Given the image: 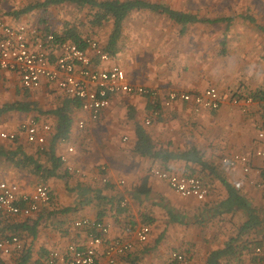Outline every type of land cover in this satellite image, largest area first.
Returning a JSON list of instances; mask_svg holds the SVG:
<instances>
[{
	"label": "crops",
	"instance_id": "obj_1",
	"mask_svg": "<svg viewBox=\"0 0 264 264\" xmlns=\"http://www.w3.org/2000/svg\"><path fill=\"white\" fill-rule=\"evenodd\" d=\"M18 1L28 2L0 0L1 21L14 27L25 24L30 30H39L41 36L48 33L64 35L65 29H57L49 19L53 9L63 5L22 14L20 12L24 8L45 0L30 1L28 6L21 8L14 3ZM144 1L190 13L202 20L223 18L202 17L198 12L179 9L161 1ZM257 1L262 3L264 13V0ZM257 12L252 7V10L246 9L238 15L225 17L232 18L230 24L197 22L183 25L171 20L166 14L150 11L133 12L124 20L115 53H109L111 60L99 63L94 57L96 68L118 66L125 71L131 84L158 89L160 98L116 95L99 121H88L84 130H79L75 123L67 145L57 143L58 156L67 157L72 166L82 169L87 176H72L68 186L61 180H50L56 206L64 212L50 219L47 215H39L37 235L33 240V263H40L44 261L46 253L65 250L71 244L85 246L87 231L74 225L82 219L109 225L106 243L114 239L133 243V250L118 257L116 264H167L174 251L186 255L187 264H206L210 253L224 248L227 241L238 233V228L246 221L245 215H221L215 212V207L226 193L218 181L213 182L207 198L198 201L180 197L165 181L150 175L151 168L162 169V166L135 152L139 140L138 127L146 132L157 147L169 146L181 151L197 147L207 159L218 165L227 180L241 191L252 206L264 207L263 192L250 184V179L264 181V160L254 157V170L250 176H246L240 167L229 168L219 161L230 153L253 156L256 149L264 148V143H256V123L262 115L259 104L252 105L246 113L229 103L217 112L203 110L198 113L191 104L186 103L178 102L168 108L162 106L165 95L170 91L200 93L209 87H216L221 93L230 96L234 92L252 93L260 89L264 77L263 63L253 66L245 58V52L244 57L229 56L228 50L224 49L227 34L235 25L236 28L241 24L259 31L260 28L264 29V25L253 15ZM110 34L106 41H101L95 35L82 36V39H94L106 51ZM5 73L0 72V76L7 77ZM8 76L23 89L16 75L8 73ZM38 90L46 98L61 94L59 91L50 94L56 92L46 85ZM158 106L161 113L155 117L153 111ZM35 114L39 116L34 112L25 114V118ZM83 116L78 110L77 117ZM148 119L152 121L151 125H146ZM45 121L52 126L57 124L53 116ZM20 138L28 143L25 136L20 135ZM49 139L51 135L47 145ZM3 141H0V146L9 145L5 143L7 140ZM68 146H73L75 151L68 153ZM34 148L30 147L28 152L35 153ZM102 165L112 170L107 184L99 178ZM167 166L172 170L171 173L177 175L197 168L194 165L186 166L183 162H171ZM63 167L65 171L66 166ZM16 179V184L25 192L32 191L40 183L37 177L27 174ZM120 181H124V185H120ZM125 199L127 205L122 206ZM46 210L54 209L46 207ZM36 217L38 215L32 219ZM16 219L24 223L27 220L24 217ZM143 224L151 227L146 243L139 242L132 231H127ZM103 250L104 246H101L100 253ZM99 263L108 264L102 255ZM221 264H251V260L244 254L242 262L230 258L222 260Z\"/></svg>",
	"mask_w": 264,
	"mask_h": 264
},
{
	"label": "built area",
	"instance_id": "obj_2",
	"mask_svg": "<svg viewBox=\"0 0 264 264\" xmlns=\"http://www.w3.org/2000/svg\"><path fill=\"white\" fill-rule=\"evenodd\" d=\"M40 34L39 30H30L25 24L14 27L0 20V72L16 75L24 90H38L43 85H49L63 95L76 99L79 102V110L84 115L76 121L79 130L85 129L88 121H99L116 95L160 98L158 89L131 84L127 80L125 71L118 66L108 69L96 68L94 57L99 63H108L111 60L109 53L104 51L98 41L86 38L82 43H75L68 40L59 41L53 33L45 36ZM178 102L191 104L197 113L203 110L218 111L227 103L239 108L242 113H246L254 104L261 103L264 106V99L257 101L252 96H228L216 87H209L200 93L170 91L165 95L162 106L168 108ZM160 113V109L153 111L155 117L160 116ZM151 123L149 119L146 121V125ZM256 129V143L261 145L264 143V114ZM52 132V124L30 117L22 121L16 130L1 132L0 137L12 142L23 135L28 143L36 144L43 149ZM60 144L67 145V140L61 139ZM67 151L73 153L75 150L73 146H68ZM254 157L264 160V148L256 149L253 156L230 153L223 156L220 161L229 168L240 167L246 176H250L254 170ZM61 161L69 173L86 178L84 171L72 166L67 157H61ZM99 169L101 182L109 183L111 168L102 165ZM150 175L165 181L180 197L204 201L208 196L207 187L196 176L177 175L159 168H151ZM124 183L120 181V185ZM250 184L264 194V181L257 182L250 179ZM50 200V189L46 185L38 184L32 191L25 192L16 183L0 182V216L28 218ZM126 205L125 199L122 201V206ZM74 225L87 231V244L83 247L71 244L65 250H53L39 264H100L101 255L108 264H116L118 257L133 250L134 245L128 240L114 239L106 243L110 226L101 221L82 219L76 221ZM127 231H132L139 242L146 243L149 240L151 227L143 224ZM101 246H104L102 253L99 251ZM23 247L24 244L18 236L0 239L2 255H9L13 251L20 252ZM254 252L259 257L258 264H264V244L257 246ZM187 263L186 255L174 251L167 264Z\"/></svg>",
	"mask_w": 264,
	"mask_h": 264
},
{
	"label": "trees",
	"instance_id": "obj_3",
	"mask_svg": "<svg viewBox=\"0 0 264 264\" xmlns=\"http://www.w3.org/2000/svg\"><path fill=\"white\" fill-rule=\"evenodd\" d=\"M59 5H74L78 9L88 11L91 16L90 23L92 26L104 27L107 24H111V34L106 49V52L110 54L115 53L124 20L133 12L150 11L166 14L171 20L183 25L197 22H227L230 24L232 21V18L225 17L213 21L202 20L193 14L175 11L165 5L149 3L144 0H45L44 2L24 8L20 13H29L39 9L46 10L51 6ZM260 30L264 33V29L260 28ZM63 33L64 35L62 36L56 34L57 40H68L75 43H82L83 41L82 36L73 29H65ZM46 86L49 89L52 88L53 92H56L50 94H57V89L56 91L55 88L49 85ZM26 91L32 94H39V90ZM59 95V98L56 96V101L58 100L56 108L50 112H43L36 102L30 101H17L0 107V117H5L12 113L27 115L36 112L39 116L35 114L33 117L40 122H46L45 120L50 116L57 119V124L53 126L51 140L43 149L36 144L26 143L20 136L15 141H8L11 142L8 146H0V162H5L27 175L37 177L40 182L39 184L46 185L51 193L50 202L42 206L37 213L28 217L25 223L18 221L17 217L0 216V239L18 236L24 244L20 252L13 251L9 255L0 254V264H39V262L33 263L32 258L34 249L33 240L37 235L40 218L47 215L50 219L51 216L64 212V210L62 211L60 208H57L54 189L49 182L50 180L54 179L55 181L58 179L63 181L65 186H68L73 178L72 176H74L66 169L64 171V164L56 153V147L61 139L68 140L70 138L72 128L78 118L79 102L62 93ZM230 96H252L257 101H261L264 99V84L260 89L252 93L234 92ZM259 105L261 106L263 115L264 106L261 103ZM158 108L160 107L158 106ZM137 135L139 140L136 144L135 152L141 157H148L154 162L160 163L162 170L171 172L172 170L167 166L171 162H183L186 166H197V168L191 171L186 170L187 172L182 175L200 178L208 189V195L212 191L211 186L214 184V181L221 183L226 193L224 199L218 202V205L215 207L217 214H240L246 216V221L238 228V233L227 241L224 248L210 253L206 264H221L222 260L230 258H235L242 262L244 254L249 256L251 264H258L260 260L254 254V250L257 246L264 244V207L258 208L252 206L241 191L227 180L218 165L207 159L197 147L193 146L183 151L174 150L169 146L157 147L140 127L137 128ZM30 147H35V153L28 152ZM46 207L54 210L48 211ZM37 215L38 217L33 220L32 218ZM49 253L45 254L44 260L48 257Z\"/></svg>",
	"mask_w": 264,
	"mask_h": 264
},
{
	"label": "rangeland",
	"instance_id": "obj_4",
	"mask_svg": "<svg viewBox=\"0 0 264 264\" xmlns=\"http://www.w3.org/2000/svg\"><path fill=\"white\" fill-rule=\"evenodd\" d=\"M26 2H14L17 6L24 7L28 6L30 1ZM150 1H161L165 4L175 6L179 9L189 10L194 13H199L202 17H230L235 16L238 13H243L246 9L252 10V7L256 8V12L253 15L256 16L260 24L264 25V13H262V3L260 4L257 0H150ZM260 1V0H259ZM20 2V3H19ZM255 3V5H254ZM18 7V8H19ZM264 9V8H263ZM236 12V13H234ZM54 17V18H53ZM90 14L86 10L78 9L74 5H63L53 9L51 22L57 29H73L77 31L79 35L91 37L92 35L97 36L101 41H106L108 35L111 32V25L107 24L104 27L92 26L90 23ZM53 18V19H52ZM234 28L228 32L226 37L225 50H228V55H240L244 57V52L247 54L245 58L249 60V63L256 65L263 63L264 65V34L263 32L252 29L251 27H245L241 24L238 25L239 29ZM225 34V28L223 29ZM209 32V30H208ZM5 73V72H4ZM7 77L0 76V107L7 103H14L17 101H30L36 102L43 112H50L53 107L58 103L56 96L46 98V96L39 94H32L28 91L21 89L14 80L9 78L8 72L5 73ZM264 84V82L262 81ZM59 98V97H58ZM25 114L12 113L9 116L0 117V133L6 130L17 128V126L24 121ZM32 117V116H31ZM262 115L260 116V120ZM259 120V121H260ZM259 123V122H257ZM256 123V125H257ZM255 125V126H256ZM13 127V128H12ZM257 131V129H256ZM50 140V139H49ZM0 141L4 142L1 140ZM1 143V142H0ZM9 144L11 142H5ZM220 161V160H219ZM25 173H19L15 171L11 165L5 162H0V182H15L18 183L16 178L18 176L24 177Z\"/></svg>",
	"mask_w": 264,
	"mask_h": 264
}]
</instances>
